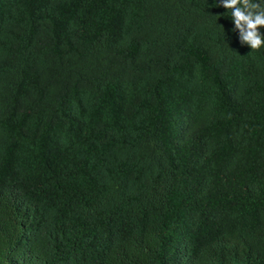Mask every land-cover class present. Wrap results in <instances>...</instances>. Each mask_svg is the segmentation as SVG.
<instances>
[{
    "label": "trees",
    "instance_id": "16d2710c",
    "mask_svg": "<svg viewBox=\"0 0 264 264\" xmlns=\"http://www.w3.org/2000/svg\"><path fill=\"white\" fill-rule=\"evenodd\" d=\"M233 26L0 0V264H264V49Z\"/></svg>",
    "mask_w": 264,
    "mask_h": 264
},
{
    "label": "clouds",
    "instance_id": "9594fccd",
    "mask_svg": "<svg viewBox=\"0 0 264 264\" xmlns=\"http://www.w3.org/2000/svg\"><path fill=\"white\" fill-rule=\"evenodd\" d=\"M217 7L230 10L231 31L241 45L264 49V0H217Z\"/></svg>",
    "mask_w": 264,
    "mask_h": 264
}]
</instances>
